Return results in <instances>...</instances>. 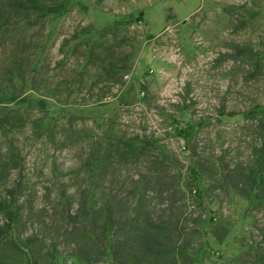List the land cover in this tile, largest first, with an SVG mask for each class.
<instances>
[{"label":"rangeland","instance_id":"obj_1","mask_svg":"<svg viewBox=\"0 0 264 264\" xmlns=\"http://www.w3.org/2000/svg\"><path fill=\"white\" fill-rule=\"evenodd\" d=\"M65 1L47 25L7 36L15 45L25 37L19 72L7 69L10 42L0 46V199L20 181L22 213L4 239H39L18 254L0 245V264L52 255L85 264L73 256L61 207L74 209L87 189L125 208L140 175L147 191L135 210L178 216L189 264H263L264 203L237 194L225 174L255 170L264 141V0ZM128 15L133 22L103 44L128 69L106 81L87 58L95 32H79ZM235 46L252 48L259 63ZM134 137L153 145L130 154ZM92 154L93 171L84 164ZM158 155L165 164L151 162Z\"/></svg>","mask_w":264,"mask_h":264},{"label":"trees","instance_id":"obj_2","mask_svg":"<svg viewBox=\"0 0 264 264\" xmlns=\"http://www.w3.org/2000/svg\"><path fill=\"white\" fill-rule=\"evenodd\" d=\"M66 7L65 0H0V46H7V42H10L6 56L10 74L19 72L17 56L25 50L27 43L23 37L17 41V44L20 42L17 47V44L12 43L7 36L14 37L21 27L45 26L52 17L64 12ZM141 16L142 12H139L136 20H141ZM133 20V15H128L114 20L101 29L94 30L93 27L88 26L81 28L79 32L81 36L95 32L96 39L89 45L87 58L101 71L106 81L119 80L123 72L128 69V64L127 60L117 58L114 48H107L108 46L105 47L103 44L108 36L116 37ZM85 42L88 43L87 40ZM40 43L34 42L33 46L38 48L41 46ZM98 47L103 48L105 53H98L95 50ZM235 51L237 54L247 55L250 59L254 57L257 61L258 53L248 46H235ZM39 62L32 59L29 64L35 67ZM258 63L259 61L254 65ZM2 92L3 90H0L1 94ZM7 94L15 98L13 92ZM261 116L263 117L258 123L264 127V112ZM134 139L135 143H128L127 149L130 154L136 156L153 145L151 141L145 142L137 137ZM258 152L255 170L244 173L229 171L225 174V178L237 194L247 199H254L256 204H262L264 203V141ZM159 156L152 159L154 165L165 164V157L160 159ZM95 161L97 159L92 154L84 164L93 171ZM140 176L139 179L132 181L134 189L129 191L132 201L125 208L117 209L118 203L116 204L111 196L97 200L87 189L78 193L74 209L66 203L63 204L59 217L66 225L67 234L74 243V257L85 264H189L192 259L188 251L191 242L184 237L186 227L180 226L179 217H173L167 212L166 217L163 216L164 213H160L156 218L147 213L142 218L135 210L136 202L141 201L147 191L144 176ZM20 186L21 182L18 181L7 190L9 199H0V212L4 217V222L0 224V245L16 254L20 253L22 248L30 252V247L39 241L36 235H27L19 239V244L13 241L5 243L7 232L21 221V208L16 203ZM192 191L193 189L190 193ZM258 257L264 264V251ZM57 258L56 255H52L46 260L37 256L32 258L31 262L56 264Z\"/></svg>","mask_w":264,"mask_h":264}]
</instances>
